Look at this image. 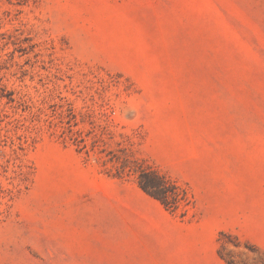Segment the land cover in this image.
<instances>
[{
  "label": "rangeland",
  "instance_id": "1",
  "mask_svg": "<svg viewBox=\"0 0 264 264\" xmlns=\"http://www.w3.org/2000/svg\"><path fill=\"white\" fill-rule=\"evenodd\" d=\"M0 212V264H264V0H0Z\"/></svg>",
  "mask_w": 264,
  "mask_h": 264
},
{
  "label": "trees",
  "instance_id": "2",
  "mask_svg": "<svg viewBox=\"0 0 264 264\" xmlns=\"http://www.w3.org/2000/svg\"><path fill=\"white\" fill-rule=\"evenodd\" d=\"M0 214H1V212H0ZM254 248H255V247H254ZM226 263H227V264H232L230 261H226Z\"/></svg>",
  "mask_w": 264,
  "mask_h": 264
}]
</instances>
